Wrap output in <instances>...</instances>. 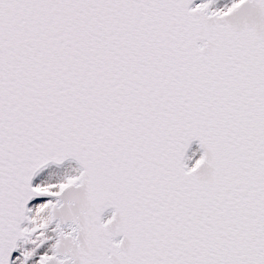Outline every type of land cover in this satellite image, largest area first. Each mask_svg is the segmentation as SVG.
<instances>
[{
  "label": "snow or ice",
  "instance_id": "snow-or-ice-1",
  "mask_svg": "<svg viewBox=\"0 0 264 264\" xmlns=\"http://www.w3.org/2000/svg\"><path fill=\"white\" fill-rule=\"evenodd\" d=\"M0 264H264V0H0Z\"/></svg>",
  "mask_w": 264,
  "mask_h": 264
}]
</instances>
